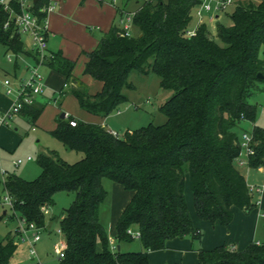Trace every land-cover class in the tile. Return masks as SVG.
Masks as SVG:
<instances>
[{"label":"trees","instance_id":"obj_1","mask_svg":"<svg viewBox=\"0 0 264 264\" xmlns=\"http://www.w3.org/2000/svg\"><path fill=\"white\" fill-rule=\"evenodd\" d=\"M49 1H37L40 17L39 8ZM202 2L142 1L133 18V34H123L120 24H114L97 47L86 52L84 74L102 83L95 93L73 75L76 62L62 52H53L45 61L69 85L62 88L61 96L71 93L84 110L101 117L128 101L124 91L134 88L129 80L134 70L156 73L161 87L173 91L161 106L165 123L128 130L123 137L102 124L71 115L58 117L51 134L84 156L70 163L49 150L38 155V177L6 175L3 183L14 198L16 212L40 228L47 222L43 207L53 206L59 192L74 193L73 202L58 217L67 243L60 264H150L149 252L165 249L172 238L200 239L202 232L194 225L186 200L187 177L197 215L203 220L229 225L234 207L257 206L235 162L241 152L236 128L243 120L254 123V154L248 165L264 166V127L255 124L258 107L249 100L264 83V0L235 3L232 23L219 24L216 38L206 22L196 35L188 36L194 10ZM8 18V12L0 8V45L6 53H26L23 36L13 25L4 27ZM28 54L38 59L35 52ZM44 107L26 104L20 113L34 124ZM72 119L76 126L71 125ZM105 178L133 192L115 223V249L100 219L108 197ZM129 229L140 232V237L134 238ZM134 239L140 240L143 250H118V245ZM17 249L15 235L1 242L0 264H12ZM198 264H264V240L242 250L227 244L200 249Z\"/></svg>","mask_w":264,"mask_h":264},{"label":"rangeland","instance_id":"obj_2","mask_svg":"<svg viewBox=\"0 0 264 264\" xmlns=\"http://www.w3.org/2000/svg\"><path fill=\"white\" fill-rule=\"evenodd\" d=\"M109 1L113 5L119 3V0H116V2L113 0ZM234 1L237 3L243 0ZM141 4L142 0H130L128 7L134 10ZM235 6L234 4L226 11L218 14V16H213V21H210L209 16L205 18V22L209 26L212 37H218L219 24L223 23L225 25H230L232 23L230 14L235 9ZM196 22L197 17L194 15L192 27H194ZM88 29L90 30V28ZM96 33L98 37L103 35L101 30L96 31ZM24 39L26 43L31 44L27 36H25ZM261 56H264L263 52ZM13 57V60L9 61L5 47L0 45V99L2 98L1 96L9 99L6 104L8 109L11 107L15 97L6 94L4 81L8 79L14 86L19 87L20 83L25 81L28 76V66L34 64L31 59L21 54L18 57H16V55ZM16 63L20 65L18 68H16ZM43 67L44 66L41 67V71L46 77L48 71ZM81 68L80 59L75 69L79 72ZM129 80L134 84V88L125 89L124 91L128 97V101L120 105L119 108L114 110L110 115L104 117L106 119L84 110L73 95L69 97L66 103V108L69 112L68 115L90 123L101 124L104 121L108 124L106 127L108 129H113L120 137H123L128 130L138 129L150 123L155 125L165 123L167 116L162 112L161 106L169 100L173 95V91L161 87V78L154 72L142 74L134 70L131 72ZM99 84L100 82L94 79L89 87L95 91L96 88L98 89ZM261 86L262 89L256 90L255 93L250 96L249 100L258 107L257 123L264 126V83H261ZM34 102L35 98L33 100V103ZM64 111H66L65 107L61 109L60 102H55L54 99H52L50 103L47 104L41 116L37 119V130H33L32 123L29 121H23L20 125H16L15 122L17 118H13V121L10 120L8 123H3V125L0 124V127L2 125L0 130V157L2 167L7 171V174L14 173L26 179L38 177L41 173V168L37 163V158L41 152L47 149L57 151L62 158L70 163H74L84 156L81 152L71 150L51 134L57 127L58 117ZM2 113L4 112L0 110V114ZM252 128L253 123L251 121L243 120L236 128V131L241 137L243 132H251ZM28 156L32 157L31 161L27 160ZM18 159H23V163L16 165L15 161ZM240 169L244 172L246 171V167ZM5 176L1 174L0 170V216H2L0 218V243L4 242L10 235H16V230L18 228L17 218L13 215L11 207L5 200L6 190L3 183ZM262 179L264 180V173L262 174ZM114 183L115 182L109 178L104 179V186L109 192V195L101 206L100 219L105 225L108 234H110V220L112 219V207L114 205H112ZM74 198V193L68 192H59L55 195V204L50 207L51 212L47 215L46 226L40 229L39 233L41 238L35 245L38 257L32 258L29 245L18 239L16 240L18 249L12 257V264H37L38 260H40L42 264H60L59 258L53 250L55 242L62 237L57 232L60 227L58 217L65 208L70 206ZM4 212H6V215H4ZM262 221L257 235L260 238L264 236V218H262ZM197 240L199 241V239ZM235 244L237 245V242ZM143 249L144 247L139 239L123 243V251H141Z\"/></svg>","mask_w":264,"mask_h":264},{"label":"crops","instance_id":"obj_3","mask_svg":"<svg viewBox=\"0 0 264 264\" xmlns=\"http://www.w3.org/2000/svg\"><path fill=\"white\" fill-rule=\"evenodd\" d=\"M56 1L58 2L56 9L49 14V49L52 52H62L63 56L74 60L76 65L81 59L82 68L77 72L75 65L73 75L83 80L89 87L91 82L94 81V78L84 74V68L88 60L86 52L94 50L99 43L100 36H96V31L101 30L102 34L108 32L114 24H120V18L123 15L129 12H136L141 5L133 10L128 7L130 0H119V3L114 5L109 0H84L83 3L82 0ZM207 16H209L210 21H213V15L210 13H205L204 20ZM88 28H90V30ZM24 38L25 36L23 37V40L25 51L27 52L21 53V55L31 59L33 63H35V60L28 54V51H32L31 44L26 43ZM19 66V63H16V68ZM43 68L48 71V75H46L47 87L44 93L35 97V102L32 104L37 106L45 105V110L47 104L50 103V100L54 99L55 102H60L61 109L65 107L66 111L64 112L66 113L65 117H67L69 112L66 108V103L72 94L67 93L64 96H61L60 92L65 84L64 76L47 65ZM101 88V82L98 89L96 88L95 91L89 87L90 92L92 93L99 91ZM1 97L0 110L5 112L8 110L6 104L9 99L4 96ZM13 118H17L15 122L16 125H20L23 121H29V116L22 115L21 113L15 115ZM13 118L11 121L14 120ZM103 119L106 118L103 117ZM0 124L3 125V123ZM101 124L104 126L108 125L104 121ZM255 124L260 125L257 121ZM32 126L33 130H37V120ZM110 130L114 131L113 129ZM47 151L49 150L47 149L43 152ZM235 162L239 169L246 167L245 172L241 169L240 170L245 175L249 186L255 184L261 185L264 183V180L262 179L263 173L259 167L252 168L249 165L239 166L237 161ZM189 186V177H187L185 195L188 208L194 225L201 232L203 231V237L201 236L202 238H200L199 241L190 236H178L172 238L168 241L165 249L149 252L150 264H198L200 249H213L219 245L227 244L230 248L242 250L251 242H261L264 240V236L263 238L257 236L258 229L263 222L262 218H264V193L254 194L255 200H257V202L260 201V204L254 206L251 210H243L234 207L233 221L229 225H223L220 221L212 223L209 220L199 218L195 209L194 194ZM132 196V191L125 189L119 183H114L112 203V205H114L112 207V219L110 220L111 226L109 234L111 246L114 244L116 245L115 223ZM4 215H6V212H4ZM236 242L237 245L235 244ZM120 246L121 250H123V243L120 244Z\"/></svg>","mask_w":264,"mask_h":264},{"label":"built area","instance_id":"obj_4","mask_svg":"<svg viewBox=\"0 0 264 264\" xmlns=\"http://www.w3.org/2000/svg\"><path fill=\"white\" fill-rule=\"evenodd\" d=\"M38 0H0V8L8 12L9 18L6 21L4 27L9 28L12 25L15 30L20 33L23 37L27 36L32 44V51L35 52L38 59L35 60L33 65L28 66V76L25 81L20 83L19 87L14 86L10 80L6 79L4 81L5 91L7 95L15 97L11 107L0 114V123H8L15 115L19 114L26 104H32L34 98L37 95L44 93L47 82L46 77L41 71V67L45 66L46 60L53 57V52L49 49V14L54 11L58 5L56 0H50L47 5L41 6L39 11L43 13L40 17L36 10V3ZM116 2V0H113ZM143 2H150L155 0H142ZM236 1L234 0H203V2L195 8L194 15L197 17V22L194 27H191L187 31L188 36H194L197 33L199 25L204 20L205 13H210L213 16L226 11L230 6L234 5ZM135 12H129L120 18V26L122 27V32L125 35L133 34V18ZM21 54V53H20ZM20 54H16L13 51L7 52V58L9 61L13 60V56L18 57ZM67 83L64 87H68ZM71 125L76 126L77 121L72 119L70 121ZM111 132L114 135H118L115 131ZM241 142V152L237 157L236 161L239 166L248 165L250 155L254 154L253 135L251 132H243L240 137ZM32 157L29 156L28 160ZM23 163V159H18L15 161L16 165ZM1 164V157H0ZM259 169L264 173V166H260ZM1 174L3 176L7 175V171L1 166ZM6 177V176H5ZM5 177L3 181H5ZM251 191L255 194L264 193V183L261 185H251ZM6 203L11 207L13 214L18 221V228L16 230V240H21L29 245L30 254L32 258H37V250L35 248L36 243L40 240V227L35 223L28 221L24 216H21L15 210V201L12 195L6 191L5 196ZM260 204V201L257 202ZM43 211L46 215L50 214V208L43 207ZM58 234L62 237L59 238L54 244V252L57 257L63 259L65 257L67 243L63 237V232L61 228H58ZM128 232L134 237L139 238L140 232L129 229ZM17 242V241H16ZM116 245H112V249H115ZM37 264H42L38 260Z\"/></svg>","mask_w":264,"mask_h":264},{"label":"water","instance_id":"obj_5","mask_svg":"<svg viewBox=\"0 0 264 264\" xmlns=\"http://www.w3.org/2000/svg\"><path fill=\"white\" fill-rule=\"evenodd\" d=\"M259 76L262 77V74H259ZM60 116H61V118H65L66 113L65 112H62ZM120 249H121V246L118 245V250H120Z\"/></svg>","mask_w":264,"mask_h":264}]
</instances>
